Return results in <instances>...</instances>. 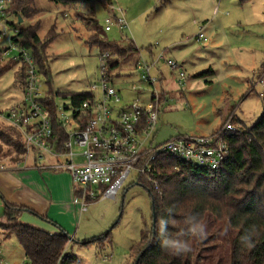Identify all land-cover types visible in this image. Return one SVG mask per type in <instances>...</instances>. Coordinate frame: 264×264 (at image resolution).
<instances>
[{"label":"rangeland","instance_id":"obj_1","mask_svg":"<svg viewBox=\"0 0 264 264\" xmlns=\"http://www.w3.org/2000/svg\"><path fill=\"white\" fill-rule=\"evenodd\" d=\"M33 1L36 13L21 19L20 27L35 25L41 41L50 39L44 55L48 77L38 76V88L43 98L53 97L62 115H69L70 102L55 94L87 92L90 84L97 83L101 53L89 43L95 26L103 42L120 48L127 43L125 40L131 41L138 51V55L119 58L120 71L111 73L114 87L123 99L142 104L150 99L151 87L137 83L138 77L132 72L137 62L150 63L151 58L155 60L164 53L166 59L182 67L185 78L178 86L166 65L158 64L166 83L162 85L165 98L159 109L156 144L170 137L207 136L227 123L234 131L239 129L238 123L249 128L260 118L264 93V0H117L116 4L100 0L92 5L70 6ZM101 1L123 11L127 23L123 34L114 26L109 32L103 31L109 12ZM11 25L18 26V20L7 13L0 23V35L6 34L0 38V52L9 48L15 35ZM200 29L205 41L196 42ZM17 55L16 49H9V55L0 61L3 115L24 101L19 81L22 65L11 62ZM130 82L137 83L139 90L126 92ZM7 128L0 120V130ZM73 151L79 153L81 149L74 147ZM135 180L131 174L115 199H98L88 204L79 235L68 245L70 264L133 262L135 256L129 255L130 248L151 224V201ZM84 227L85 239L81 235ZM108 232L101 246L96 241ZM3 245L10 251L8 264H26L13 236Z\"/></svg>","mask_w":264,"mask_h":264},{"label":"trees","instance_id":"obj_2","mask_svg":"<svg viewBox=\"0 0 264 264\" xmlns=\"http://www.w3.org/2000/svg\"><path fill=\"white\" fill-rule=\"evenodd\" d=\"M62 6L92 5L100 0H48ZM249 0H239L240 3ZM103 3V1H101ZM104 6V5H103ZM33 0H11L6 14L17 20L34 16ZM12 26V25H11ZM89 43L100 53L108 52L112 71L118 59L132 56L136 49L130 43L117 48L100 40L99 29ZM37 26L21 28L11 42L29 52L39 73L48 77L45 50L49 40L41 41ZM23 82V68L19 75ZM49 84V81H47ZM68 99L71 107H78L91 99V94H55ZM46 108L51 126V142L63 150L66 135L57 122L53 97L41 100ZM261 115L247 128L239 129L226 138L228 154L217 170H209L184 163L167 155H159L153 162L152 178L157 181L154 190L151 181L139 180L137 185L148 194L151 201L149 229H143L138 242L129 251L137 264H264V93L261 95ZM26 151L20 136L11 128L0 130V160L11 155L19 161ZM5 225H0V237H14L21 248L26 264H70L65 254L70 237L60 231H47L22 224L19 216L23 208L3 201ZM109 232L96 242L102 244ZM102 246V245H101Z\"/></svg>","mask_w":264,"mask_h":264},{"label":"built area","instance_id":"obj_3","mask_svg":"<svg viewBox=\"0 0 264 264\" xmlns=\"http://www.w3.org/2000/svg\"><path fill=\"white\" fill-rule=\"evenodd\" d=\"M112 1L116 4L117 0ZM10 3V0H0V23L6 17ZM104 7L109 16L104 21L103 31L109 32L113 26L119 33L125 31L127 23L123 11L111 3L104 4ZM12 28L16 34L17 26L12 25ZM201 30L195 38L196 42L205 41ZM3 37H6L4 32L0 35V38ZM9 49L18 51L11 62L21 64L23 68L21 87L24 101L4 115L0 113V120L20 136L26 152H35L37 159L46 157L52 160L42 169L70 175L81 191L80 196L73 200L80 212H85L92 201L115 199L131 174L136 177L135 182L151 181L154 190H157L158 183L152 174L153 162L159 155H167L199 168L217 170L228 154L226 138L235 132L229 123L207 136L170 137L156 144L162 103V74L158 64L163 62L166 65L178 86L185 78L182 67L166 59L164 53L155 60L151 59L150 63L137 62L133 72L138 77L137 83L151 87L150 99L145 104L137 100L124 103L107 66V59L113 58L108 52H102L98 57V80L90 84L87 91L91 99L78 107H70L68 116L62 115L56 107L57 122L66 135L63 150L59 151L51 142L47 110L41 103L44 98L38 88V67L30 53L12 42L8 49L0 52V61L9 55ZM137 83L130 82L126 91H138ZM121 103L124 105L119 106ZM74 147L81 152H74ZM0 264H7L1 250Z\"/></svg>","mask_w":264,"mask_h":264},{"label":"crops","instance_id":"obj_4","mask_svg":"<svg viewBox=\"0 0 264 264\" xmlns=\"http://www.w3.org/2000/svg\"><path fill=\"white\" fill-rule=\"evenodd\" d=\"M227 1L233 2L234 0ZM120 34H123V32ZM125 41L127 43L120 48H124L130 43L133 45L131 41ZM134 55H138L137 50ZM127 56L129 54L125 57L128 58ZM133 69L134 66L132 67ZM117 70L118 72L120 71L119 64L111 73H116ZM132 72L129 74L133 76L134 72ZM132 76L130 81L133 78ZM112 78L114 79V77ZM163 79L162 74L160 83L162 91L161 105L164 103L165 98V91L162 85L166 82ZM130 101L123 99L124 103H129ZM7 157L0 160V165L3 166V169L0 170V225H5L6 223L2 203L5 201L25 210L19 216L20 223L47 231L50 234H58L63 231L70 237L69 241L73 242L76 239L75 237L79 235L78 228H80V222L85 216L87 209L85 212H80L78 206L73 204V200L80 196L81 191L73 184L70 175L62 171L42 169L43 166L51 164L52 160L46 157L37 159L35 152H26L24 157L16 162L11 161V155ZM100 190L98 189V191ZM86 231L87 229L84 227L81 233L84 237L83 239L86 238ZM69 241L68 245L70 244ZM7 242H9V239L2 240L0 237V250L6 263L11 258L10 251L3 245ZM68 245L65 249L66 255H69L68 249L70 247Z\"/></svg>","mask_w":264,"mask_h":264},{"label":"water","instance_id":"obj_5","mask_svg":"<svg viewBox=\"0 0 264 264\" xmlns=\"http://www.w3.org/2000/svg\"><path fill=\"white\" fill-rule=\"evenodd\" d=\"M21 22H22V20L19 18L18 19V25H20ZM151 219H152V227H153L154 226V214L153 213L151 215ZM137 261H138V259L134 262V264H137Z\"/></svg>","mask_w":264,"mask_h":264}]
</instances>
